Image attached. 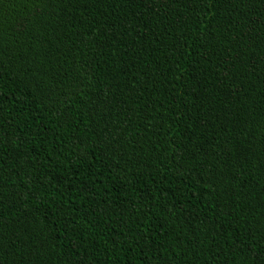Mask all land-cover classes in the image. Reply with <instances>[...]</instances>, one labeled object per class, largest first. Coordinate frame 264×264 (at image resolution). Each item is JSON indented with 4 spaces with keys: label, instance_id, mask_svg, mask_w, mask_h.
Segmentation results:
<instances>
[{
    "label": "trees",
    "instance_id": "16d2710c",
    "mask_svg": "<svg viewBox=\"0 0 264 264\" xmlns=\"http://www.w3.org/2000/svg\"><path fill=\"white\" fill-rule=\"evenodd\" d=\"M0 264H264V0H0Z\"/></svg>",
    "mask_w": 264,
    "mask_h": 264
}]
</instances>
